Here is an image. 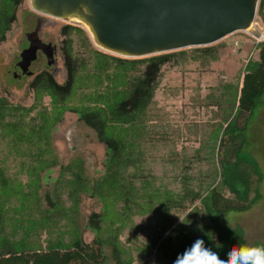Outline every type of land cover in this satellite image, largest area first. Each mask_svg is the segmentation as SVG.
Instances as JSON below:
<instances>
[{"label": "trees", "instance_id": "1", "mask_svg": "<svg viewBox=\"0 0 264 264\" xmlns=\"http://www.w3.org/2000/svg\"><path fill=\"white\" fill-rule=\"evenodd\" d=\"M22 1L0 0V42ZM263 6L259 0L262 19ZM60 30L66 79L57 82L46 70L37 74L30 106L0 97V264H133L145 258V264L150 258L174 264L198 238L221 258L247 245L242 227L226 226L220 217L262 198V173L254 159L241 155L237 129L245 127L238 116L251 114L264 96V40L253 45L257 56L249 52L234 82L191 98L211 109L210 118L184 123L186 139L198 145L179 148L183 131L155 99L161 69L181 59L207 66L218 59L216 44L123 58L94 48L78 26ZM68 110L104 146L97 178L85 174L80 157L50 176L58 165L52 130ZM51 180V190L42 192V181ZM82 194L100 202L85 223L79 218ZM195 201L200 206L189 207ZM187 208L184 222L173 214ZM83 228L93 235L89 242Z\"/></svg>", "mask_w": 264, "mask_h": 264}, {"label": "rangeland", "instance_id": "2", "mask_svg": "<svg viewBox=\"0 0 264 264\" xmlns=\"http://www.w3.org/2000/svg\"><path fill=\"white\" fill-rule=\"evenodd\" d=\"M264 11V6H263ZM40 21L38 36L45 42L56 45V62L47 66L43 54L38 52V57L29 67L32 75L14 77L13 73L20 74L16 62L19 60V53L27 46L26 33L36 28L37 21ZM256 21L259 22L256 12ZM70 24L82 28L88 35L92 45L97 50L107 52L98 47L92 40L88 31L74 20L55 18L50 15L40 13L33 9L30 0H23L16 9V18L12 21L10 29L7 31L5 39L0 42V97H5L12 104L30 106L34 101L31 82L40 72L49 71L57 82L66 79V70L63 63L62 40L64 35L61 27ZM232 39L239 41V46L231 43ZM218 47V59L209 65L202 66L199 61L179 60L178 63L168 62L162 69L159 76V84L155 91V99L158 105L164 108L171 123L180 126L183 134L180 146L185 144L198 145L197 141H189L184 133V123L196 120L199 124L209 121L210 112L203 105L191 103V98H202L220 82H234L238 72L243 66L244 58L252 51L254 57L257 51L250 38L242 31L234 32L226 37L212 43ZM208 46V45H207ZM202 47V46H199ZM192 47L183 48L190 49ZM182 50V49H180ZM115 55V54H112ZM117 56V55H116ZM17 66V67H16ZM175 94V95H174ZM44 104H48L49 98L43 99ZM247 112L238 116V123L245 125L244 129H237L240 135L239 142L243 144L241 155L254 159L258 164V169L262 173L260 191L262 198L246 211H229L220 217L221 222L230 227L240 226L244 231L247 245H264V96L257 99L256 107L251 114ZM241 127V126H240ZM51 145L58 165L53 167L50 173L55 178L59 166L66 164L72 158L80 157L83 159L85 174L91 179L97 178L104 171L105 149L98 140L96 133L87 127L73 111H65L63 117L56 128L52 130ZM54 180L42 181L41 191H50ZM199 205L195 201L189 207ZM100 202L88 195H81L79 203V218L85 223L87 216L92 211H98ZM189 209L175 211L178 218L184 216ZM180 216V217H179ZM200 213L195 212L194 218L199 219ZM180 220V219H179ZM178 220V221H179ZM207 219L204 218L203 222ZM177 224V221L173 226ZM83 240H92V233L87 229H82ZM172 234V233H168ZM109 254V249L106 250ZM149 259L143 261L136 260L133 264H145ZM154 264L153 258H150ZM112 264V262H111Z\"/></svg>", "mask_w": 264, "mask_h": 264}, {"label": "water", "instance_id": "3", "mask_svg": "<svg viewBox=\"0 0 264 264\" xmlns=\"http://www.w3.org/2000/svg\"><path fill=\"white\" fill-rule=\"evenodd\" d=\"M34 10L55 18H77L90 27L101 49L123 58H143L187 47L207 46L237 31H250L259 0H30ZM26 33L28 45L16 65L32 75L31 63L44 55L56 62V45ZM17 77V73H13Z\"/></svg>", "mask_w": 264, "mask_h": 264}, {"label": "clouds", "instance_id": "4", "mask_svg": "<svg viewBox=\"0 0 264 264\" xmlns=\"http://www.w3.org/2000/svg\"><path fill=\"white\" fill-rule=\"evenodd\" d=\"M180 220L185 221L181 217ZM174 264H264V245L232 247L224 258H221L219 252L206 246L205 241L198 238L178 255Z\"/></svg>", "mask_w": 264, "mask_h": 264}, {"label": "built area", "instance_id": "5", "mask_svg": "<svg viewBox=\"0 0 264 264\" xmlns=\"http://www.w3.org/2000/svg\"><path fill=\"white\" fill-rule=\"evenodd\" d=\"M257 17L259 19V22L256 21V15H255L253 25H252V28L250 31H242L250 38V41H252L253 45H255L259 42H262L264 40V19H262L260 16H258V14H257ZM231 43L233 45L239 46V41L236 39H232ZM252 53L253 52L251 51L250 54H252Z\"/></svg>", "mask_w": 264, "mask_h": 264}, {"label": "bare ground", "instance_id": "6", "mask_svg": "<svg viewBox=\"0 0 264 264\" xmlns=\"http://www.w3.org/2000/svg\"><path fill=\"white\" fill-rule=\"evenodd\" d=\"M71 20H74L76 22H78L79 24L83 25V27L88 31V33L91 35V32H90V27L88 24L84 23L83 21L77 19V18H71Z\"/></svg>", "mask_w": 264, "mask_h": 264}, {"label": "flooded vegetation", "instance_id": "7", "mask_svg": "<svg viewBox=\"0 0 264 264\" xmlns=\"http://www.w3.org/2000/svg\"><path fill=\"white\" fill-rule=\"evenodd\" d=\"M27 45H28V42H27ZM17 67V66H16ZM19 70H20V68L19 67H17ZM22 75H25V74H21V70H20V74H17V77L19 78V77H21ZM26 76H28V75H26Z\"/></svg>", "mask_w": 264, "mask_h": 264}]
</instances>
